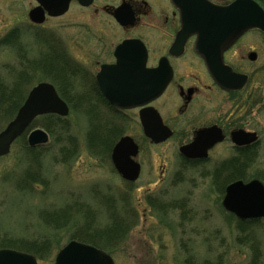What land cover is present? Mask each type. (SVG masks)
Masks as SVG:
<instances>
[{"label": "rangeland", "instance_id": "obj_1", "mask_svg": "<svg viewBox=\"0 0 264 264\" xmlns=\"http://www.w3.org/2000/svg\"><path fill=\"white\" fill-rule=\"evenodd\" d=\"M31 1L0 0V39L16 26L25 27V12L32 6ZM257 1L264 7V0ZM69 21L68 14L47 23L45 27L51 26L50 29L56 30L72 52H86V45L84 47L81 44L82 37H79L78 28L69 27ZM21 39L19 45L15 42L16 45H0V80L16 88L18 99L22 86L16 85L13 79H17L22 70L27 69L29 72L26 60H22V50L18 49L21 43L24 46L26 42L23 37ZM241 45L244 47L238 48L239 50L250 48L258 54L256 63L244 68L243 72L249 74L250 79L247 90L240 96H248L249 103L253 105L245 110L248 112L249 127L259 136L252 149L255 159L245 170L247 178L244 181L256 178L264 183V34L252 29ZM32 54L30 52L25 55L30 57ZM43 75L37 71L23 86L22 103L28 90L42 81L40 79ZM65 78L68 79V76ZM73 78H70L71 92L79 94L82 91V81L77 78L75 84ZM52 79L62 89L58 78ZM63 94L71 102L67 103L69 112L63 118L68 120L70 134L76 138L77 152L62 163L59 160V149L64 143L55 141L40 121L33 125L36 119L41 120L40 116L32 121L30 130L41 128L47 132L49 140L45 144L28 147H37L42 153L39 159L43 170L41 175L46 182L25 183L23 190L22 186H16L15 176L20 177L28 163L32 168L35 167V162L27 159V150L20 137L12 143L9 153L0 157V249L31 254L39 264L53 263L58 251L71 240L90 244L71 238L73 231L84 221L79 218L84 211H87V216L91 214L94 218V226L105 227L108 218L100 201L110 197L109 200L121 210L120 199L126 192L131 199L130 205L134 208L135 223L123 233L122 238H118L115 245L102 242L103 246L111 248L106 249L109 252L99 248L109 253L115 264H188L186 261L191 259L190 255L192 264H203L204 260L210 264H264V219H258L255 224L249 223L244 233L240 231L237 228L239 219L222 207L225 187L239 180V177L226 178L227 173L224 171L221 175L216 173L213 176V165L216 164V170H222L228 165L227 158L233 156V149L228 145H221L206 163L187 165L188 162L183 161L178 153L174 139L150 147L143 142L139 158L143 169L139 178L129 186L114 169L107 152L98 151L100 145L93 146L88 141L91 124L85 109L81 108L82 103L71 98L70 90ZM217 102L222 104L219 109L221 117L226 112H236L227 103L224 94L216 93ZM9 113L8 116L11 115ZM15 114L7 121L10 122ZM126 119L128 120L114 117V120L123 123L120 125V132L123 130L132 137H140L134 114L131 113ZM7 121L0 119V131L7 125ZM128 121L131 122L127 124ZM222 163V168H217ZM72 203L80 206L77 205L75 210L74 206L71 208ZM67 206L71 209L68 210ZM64 207L66 214L62 216ZM46 215L51 216L54 221H46ZM62 218L69 220L64 226L59 225ZM75 218L78 219L75 221ZM33 240H46L50 245L45 248L42 245L36 247ZM255 249L258 250V257L253 261Z\"/></svg>", "mask_w": 264, "mask_h": 264}, {"label": "flooded vegetation", "instance_id": "obj_2", "mask_svg": "<svg viewBox=\"0 0 264 264\" xmlns=\"http://www.w3.org/2000/svg\"><path fill=\"white\" fill-rule=\"evenodd\" d=\"M65 1L32 0V6L25 12V27L16 26L0 39V45L17 44L21 42L22 37L26 40V46L21 43L18 48H21L22 60H26L29 69V72L26 69L20 74L22 89L38 71L44 75L40 79L42 81L36 85H53L59 97L67 103L61 96L57 83L52 79L58 78L59 82V72L63 71L64 78L68 76V79H64L63 87L68 89V92L70 90L71 98L76 102L88 103L85 112L91 127L95 128L98 122H101L103 128L112 125L120 135L107 154L109 161L112 163L111 154L115 144L122 137L129 136L137 147L133 160L140 166V173L143 169L139 159L143 142L150 147L174 139L179 153L180 147L192 144L198 134L199 148L207 149L206 156L197 159L183 158V161L188 162L187 165L206 163L221 145H228L233 151L244 152L245 159L247 158L253 144L237 146L232 141V133L256 132L249 127L248 112L245 110L253 105L249 103L248 96L243 97L244 99L240 97L247 90L250 79L249 74L243 72L244 68L253 66L258 58L253 49H238L244 47L241 43L250 30L240 35L222 55L224 65L247 76L244 86L238 90L222 89L209 72L210 62L216 60V41L209 38L211 23L216 21V5L228 6L236 0H67V9L63 14L51 15V12L59 11ZM35 8L40 9L43 17L40 23L30 18L29 13ZM68 14V26L78 28L79 37H82L81 44L86 45V52H72L56 30L50 29L51 26L45 27L47 23ZM54 25L59 26L58 23ZM124 42L130 46L119 49ZM30 52L33 54L27 57L25 54ZM252 52L256 53L255 60L249 58ZM141 68L149 71L153 82L156 81L157 74L162 80H168L163 91L139 107L120 109L112 106L99 88L98 74L106 70L105 80L118 82L117 71ZM70 78L74 79L73 83H77V78L83 82L79 94L71 92ZM36 85L28 90L26 98ZM216 93L224 94L227 103H230V107H234L236 112H226L225 116L221 117L219 109L222 104L216 103ZM143 111L158 114L162 124L170 130L171 135L165 141L154 143L146 137L140 116ZM131 113L134 114L136 130L140 136L136 137L137 139L125 134L123 130L120 132V125L123 123L114 120V117L128 120L126 118H129ZM129 122L131 121L126 123ZM216 129H219L223 136L219 142H216ZM213 168V176H216V164ZM163 176L162 174L161 177Z\"/></svg>", "mask_w": 264, "mask_h": 264}, {"label": "water", "instance_id": "obj_3", "mask_svg": "<svg viewBox=\"0 0 264 264\" xmlns=\"http://www.w3.org/2000/svg\"><path fill=\"white\" fill-rule=\"evenodd\" d=\"M66 9L67 0L61 4L59 11L51 12V15H60ZM39 10L35 8L29 13L32 21L36 23L43 20ZM250 29H259L264 32V10L256 1L236 0L228 6L216 5V21H213L209 28L211 32L209 38L216 41L214 44L216 60L210 62L209 72L222 89L238 90L247 81L246 75L236 73L224 65L222 55L240 35ZM129 46L124 42L119 49ZM256 57L255 52L249 54L251 60H255ZM106 72L102 70L97 76L99 88L108 102L120 109H131L148 103L163 91L168 82V80H162L159 74L153 82L149 71L143 68L117 71L118 82H107ZM68 112L67 104L59 97L53 85L49 83L36 85L29 92L15 117L0 132V156L9 153L12 143L22 135L37 116L57 114L65 117ZM140 116L144 134L154 143H161L171 135L170 130L162 124L158 114L143 111ZM222 139L221 131L216 129V142ZM257 140L255 132L236 131L232 133V141L237 146L254 144ZM47 141L48 134L40 128L31 131L27 138L28 145L31 147L45 144ZM206 152L207 149L199 148V134L192 144L179 149V153L188 159L203 158ZM136 153L137 147L133 139L124 136L115 144L111 154L116 171L123 179L131 182L135 181L140 173V166L133 160ZM222 206L240 220L264 218L263 183L257 179L249 182L237 180L230 183L225 188ZM0 264H37V260L28 253L1 249ZM51 264H115V262L112 256L105 251L90 244L71 240L58 251Z\"/></svg>", "mask_w": 264, "mask_h": 264}, {"label": "trees", "instance_id": "obj_4", "mask_svg": "<svg viewBox=\"0 0 264 264\" xmlns=\"http://www.w3.org/2000/svg\"><path fill=\"white\" fill-rule=\"evenodd\" d=\"M59 76H60V82L62 83V89L59 88V92L61 94V96L66 100L65 96H64V92H66L68 89H65L63 87V85H65V81H64V75L65 73L62 71L59 72ZM17 81H14V83L16 85H20L21 83V76L19 75L17 79H15ZM0 119L2 118V121L6 122L12 114L14 115L16 113V111L18 110V108L20 107L21 103H22V95L20 92V98L18 99V92L16 90V88H12L10 87L11 84H6L3 80H0ZM67 88V87H66ZM67 103H71L69 102V99L67 98ZM256 100L253 101V104H255ZM81 108H83L82 110L85 109V107L88 105V103L86 102H81ZM8 112H10L9 114L11 115H7ZM3 114V115H2ZM86 114V113H85ZM41 120H37L36 122H34L33 125H35V123H38L40 121L42 127L50 134V136L52 138H54L55 141L58 142H63V144H61L60 149H59V160L62 163L67 162L72 156L75 155V153L77 152V142H76V138L70 134V126H69V122L66 118L57 116V115H53V114H48V115H44L42 117H40ZM39 119V118H38ZM8 122V121H7ZM91 124V122H90ZM37 125V124H36ZM92 125V124H91ZM95 128H90V131L88 133V141L91 142L93 145H100L99 149H97L100 152L106 151L107 154L110 153V150L113 146V144L115 143L116 139L118 138L119 134L116 133V129H114V126L109 125L108 128H103V125L96 123L95 124ZM114 129V130H113ZM21 140H23V147L24 149L27 150V159L30 161H34L35 162V167H31L28 163V167L25 171H22L20 177L15 176V180H16V186L20 187L22 186L21 190H23V185L28 182H30L31 184L33 183H39V184H43L46 181L42 178V164H40V156H41V152L39 151V149L36 148H29L27 143H26V134H23L21 137ZM19 138V139H20ZM97 146V145H96ZM41 148V147H40ZM254 148V146H253ZM252 148V149H253ZM250 151V154L247 156V158L245 159V153L244 152H240L239 150H235L233 156L227 158V162L228 165L223 167L222 170L217 169L216 173H219L220 175L222 174V171H224L225 173H227V177L226 178H234V177H239L238 179H243L246 180L247 176L245 173V170L251 166L252 162L255 159V152L254 151ZM95 150V152L97 151ZM93 151V150H92ZM36 154V155H35ZM35 155V157H34ZM225 163V162H224ZM222 164H220V166H217V168H222ZM228 169V171H227ZM217 175V174H216ZM225 180V178L223 179V181ZM228 180V179H227ZM226 183V182H225ZM224 183V184H225ZM228 183V182H227ZM127 185L130 186V183H127ZM128 190V189H126ZM130 192V191H129ZM127 192V193H129ZM110 197H106L104 199H102L100 201V205H102L105 208V214L107 216V220H106V224L105 227H98L99 225L94 226V218H92L91 214H89L88 216L86 215L87 211H84V214L80 215L79 218L84 219V221L81 222V224L76 228V230L73 231V233L71 234V238L72 239H77L80 240L82 242H87L90 243L93 246H96L98 248H101L107 252H109L106 249H111V248H106L105 246H103L102 242H106L107 244L110 245H115L116 242L119 240L118 238H122L123 237V233L126 232L127 230H129L131 227V224L135 223V220H133L134 218V208H132V206L130 205V197L129 195H126V192L123 196H121V210H118L116 205L114 203H112ZM102 202H104L102 204ZM153 203L151 202V205ZM71 208L72 206H74V209L76 210V207L80 206L79 204L76 203H72L70 204ZM78 205V206H77ZM150 205V203H149ZM69 206H67V209L70 210L71 209ZM64 212L62 213V216H64V214H66V207L63 208ZM120 211V212H119ZM75 214H79L77 212H75ZM120 215H124L123 217H121ZM232 215V214H230ZM78 216V215H76ZM75 216V217H76ZM51 216H47L45 217V219H48L46 221L49 222V220L54 221V219L50 218ZM85 217V218H84ZM78 218H75V221ZM69 220L62 218L60 221V226H64ZM236 221V220H235ZM59 223V221H58ZM255 224L258 223V219H251V220H238L237 221V228L240 231H243V233L245 232V230H247V226L248 224ZM120 233V234H119ZM112 234H114V236H112ZM119 234V236H118ZM32 242H36L34 244V246L36 247H40L42 245V248H45L46 245H50V242L46 241V240H42V241H36L33 240ZM34 246H30V247H34ZM257 248V247H256ZM258 249V248H257ZM255 249V253L253 256V261L256 260V258L258 257V250ZM257 250V251H256ZM256 255V256H255ZM190 258L192 259V255H190ZM191 259H187L186 263L188 264H192V260ZM45 263V262H44ZM203 264H210L208 263L207 260H204Z\"/></svg>", "mask_w": 264, "mask_h": 264}]
</instances>
